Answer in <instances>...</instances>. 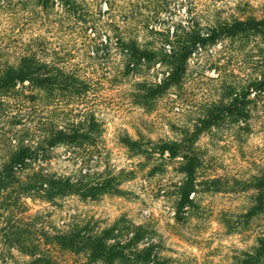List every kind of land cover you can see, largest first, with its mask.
<instances>
[{"label": "rangeland", "instance_id": "obj_1", "mask_svg": "<svg viewBox=\"0 0 264 264\" xmlns=\"http://www.w3.org/2000/svg\"><path fill=\"white\" fill-rule=\"evenodd\" d=\"M83 1V10L88 14L113 19L125 41H135L139 48L154 51L167 49L165 36L177 27L196 26L203 31L209 25L236 20H264V0ZM58 24L47 10V50L56 47L68 51L70 63L94 79L87 100L83 101L102 123V132L96 139L76 142L79 149L54 146L47 162L48 172L68 177L86 173L87 179L96 178L106 188L93 198L70 195L55 204L18 197L16 205L7 208L0 222L8 217L14 221L22 218L18 224L25 231H18L19 240L35 245L38 255L53 264H103L90 257L87 242L92 241L93 247L104 242L109 245L124 235L129 238L127 232L135 227L145 232L139 243L149 238L158 243L164 264L230 263L232 255L246 249L251 241L244 231L226 234L219 221H235L247 206L245 194L232 183L248 179L264 166V87L261 91L249 89L247 127L219 120L217 126L207 128L190 144L196 163L195 182L199 185L197 192L189 195L192 205L181 210V156L170 158L167 152L148 155L129 151L121 141L125 135L140 139L143 149L155 146L150 142L183 138L185 131L201 125L209 109H219L228 87H235L239 93L256 78L263 44L254 36H240L227 38L206 52L192 53L180 83L143 106L136 96V83L160 82L165 76L160 63H153L148 70L141 68L138 75H122L124 58L121 47H117L106 66L110 76L104 78L89 58L94 53L71 40L69 32ZM26 28L30 26L21 24L18 28L23 39ZM87 33L93 35L90 30ZM63 108L64 117H55L54 122L68 125L80 119L75 110L81 109L80 105ZM15 116L13 120L20 124L13 127L22 136L20 143H37L39 133L35 130L41 127L35 124L39 117H47L48 127L51 113L21 112ZM3 129L7 131L9 127ZM3 143L7 142L0 137V158ZM86 149L92 156L80 153ZM210 179H219L220 186L209 187ZM259 224V219H253L249 228ZM52 228L72 233L64 237L66 243L79 233L81 244L77 248L56 244L51 236L59 234ZM22 251L26 250L11 249L12 264L31 263L32 258Z\"/></svg>", "mask_w": 264, "mask_h": 264}, {"label": "trees", "instance_id": "obj_2", "mask_svg": "<svg viewBox=\"0 0 264 264\" xmlns=\"http://www.w3.org/2000/svg\"><path fill=\"white\" fill-rule=\"evenodd\" d=\"M84 6L83 0H0V137L7 142L2 144L3 156L0 158L1 219L7 208L16 205L18 197L37 198L41 202L55 204L70 195L93 198L106 188V185L96 181V178L87 179L86 173L68 177L48 172L47 162L51 159L54 146L66 145L73 150L79 149L76 142L83 143L101 135L102 123L96 119L90 107H86L85 102L94 79L83 73L82 68L70 63L68 51L62 52L56 47V50H47V10L53 20L69 32L71 40L80 44L88 53H94L89 58L104 78L105 75L110 76L106 66L117 47H121V55L124 58L122 75H128L130 72L138 75L142 71L141 68L148 70L153 63H160L165 68V76L160 82L136 83V96L143 106L155 101L167 89L180 83L192 53L206 52L209 47L227 38L240 36H254L263 44L260 47V68L256 78L243 87L244 89L241 88L243 90L239 93L235 87H228L227 94L218 105L219 109H209L201 119V125H194V128L185 131L183 138L150 142L156 143L155 146L143 149L139 144L140 139H133L128 135L122 138L121 142L129 151L138 150V153L148 155L167 152L170 158L181 156V172L184 179L178 187L179 210L192 205L189 195L196 193V187L199 185L195 182L196 163L190 144L207 128L217 126L219 120L225 119L247 127L250 117L247 109L250 103L249 89L261 91L264 87V20H236L232 23L209 25L203 31L196 26L177 27L165 36L167 49L154 51L139 48L135 41H125L120 26L114 24L113 19L104 20L90 15L83 10ZM21 24L30 26L26 28L24 39L18 31ZM60 24L58 26L61 28ZM88 30L92 36L87 33ZM72 104L81 106V109H75L80 119L68 125L54 122L55 117H64L63 105ZM47 110L51 113L48 127L47 117H39L40 121L35 124L41 127L35 130L39 133V141L20 143L23 141L22 136L13 127L20 124L13 120L15 115L21 112L44 115ZM3 117L9 120L3 121ZM4 127L9 129L4 131ZM80 153L92 156L89 150H82ZM218 183L219 179H210L209 187L219 185ZM235 185H239L235 187L238 192L245 194L247 206L236 215L235 221L224 219L219 222L226 234L246 232L251 244L246 249L235 252L230 263L221 264H264V166L259 168L257 174L246 180L236 181L231 186ZM115 192L118 194V189H115ZM13 194L16 195L14 201L11 199ZM21 219L18 217L14 221L8 217L6 221L0 222V237L3 239L0 246H4L0 247V264L13 263L11 249L26 250L22 252L32 258L30 264H53L50 259L38 255L35 245L19 240L18 231L24 230L18 224ZM253 219H259L260 224L250 229L249 224ZM129 230V238L124 235L123 239L109 245L100 242V247H93L92 241L87 242L90 257L100 260L103 264H164L158 243L151 238L139 243L145 232H141L140 227ZM52 231L59 234L51 237L52 241L60 246L77 248L81 244L77 232L66 243L64 237L68 233L72 234L71 232L62 233L53 228Z\"/></svg>", "mask_w": 264, "mask_h": 264}]
</instances>
